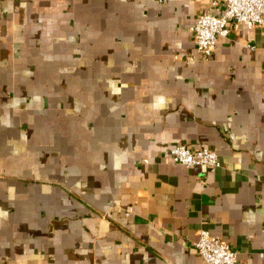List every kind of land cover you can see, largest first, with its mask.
<instances>
[{"label":"crops","instance_id":"0c3cea01","mask_svg":"<svg viewBox=\"0 0 264 264\" xmlns=\"http://www.w3.org/2000/svg\"><path fill=\"white\" fill-rule=\"evenodd\" d=\"M212 1L0 0V38L19 29L59 68L39 47L50 35L86 85L72 124L26 128L34 156H0V264H204L201 231L264 264V23H231L204 59L188 28ZM177 145L220 166L173 164Z\"/></svg>","mask_w":264,"mask_h":264},{"label":"rangeland","instance_id":"374dc122","mask_svg":"<svg viewBox=\"0 0 264 264\" xmlns=\"http://www.w3.org/2000/svg\"><path fill=\"white\" fill-rule=\"evenodd\" d=\"M64 7V13L66 14L64 18H67L66 16L70 12L67 6ZM96 7L99 10V6ZM15 24L18 27V22L14 23L13 26ZM14 31L12 36L0 38V61L7 59V56H11V60L13 61L11 68L0 67V156H14L23 152H28L34 156L35 152L37 153L34 141L36 134H31L32 130L28 131V133L25 132L26 128L29 129L35 125L51 126L53 123L57 124L58 121H60V124H72L74 110L71 109L73 108L71 106L74 103V94L85 92L86 85L83 83L85 73L83 68L73 69L69 67V60L78 62L82 59L67 51L69 46H62V42L59 43V46L53 44L49 32L44 30L49 36L44 37V42L39 47L43 52L42 57L45 60L55 61L59 59L65 61H61L59 68H53V62L47 63L43 61L42 65L38 58H35L36 38L24 37L20 35L22 31L16 30V28H14ZM54 39L55 41L58 39L59 41L68 40L64 36H59V38L54 36ZM70 46L72 47V45ZM58 47L62 49L61 52L57 51ZM8 48L9 50H6ZM30 49H33L32 53H29ZM30 55L33 57L31 59L33 60L32 63ZM33 64L42 65V67H35ZM87 71L90 72L91 76L99 75L98 71L96 74V70L94 69ZM110 71L107 70V72ZM107 74L110 76V73ZM10 78L14 82H19L20 78L32 81L34 79L36 83L33 84L32 82L30 85L17 86L13 82H10ZM73 78H80L81 80ZM15 87L18 88L19 93L16 92L14 95H11L13 93L11 88L15 89ZM38 97H42L43 99H39ZM6 126L12 129L4 130L3 128ZM8 166L11 165L5 167Z\"/></svg>","mask_w":264,"mask_h":264},{"label":"built area","instance_id":"2783aa9c","mask_svg":"<svg viewBox=\"0 0 264 264\" xmlns=\"http://www.w3.org/2000/svg\"><path fill=\"white\" fill-rule=\"evenodd\" d=\"M222 2V13H214L218 0H213L210 8L200 14L188 28L196 53L204 59L212 54L218 40L227 37L231 23L242 25L247 29H253L264 23V0H222ZM168 155L170 161L177 165L200 166L210 171L220 166L216 152L205 148L191 149L185 145H177L168 151ZM195 248L204 264H236L237 262V252L207 231L199 232Z\"/></svg>","mask_w":264,"mask_h":264}]
</instances>
